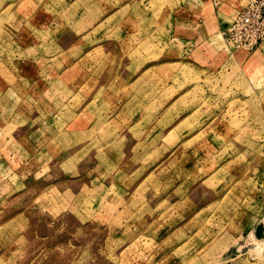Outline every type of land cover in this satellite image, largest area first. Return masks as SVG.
Here are the masks:
<instances>
[{
    "label": "rangeland",
    "instance_id": "rangeland-1",
    "mask_svg": "<svg viewBox=\"0 0 264 264\" xmlns=\"http://www.w3.org/2000/svg\"><path fill=\"white\" fill-rule=\"evenodd\" d=\"M211 1L0 0V264H264V63Z\"/></svg>",
    "mask_w": 264,
    "mask_h": 264
},
{
    "label": "built area",
    "instance_id": "built-area-1",
    "mask_svg": "<svg viewBox=\"0 0 264 264\" xmlns=\"http://www.w3.org/2000/svg\"><path fill=\"white\" fill-rule=\"evenodd\" d=\"M228 51H253L264 42V0H250L224 33Z\"/></svg>",
    "mask_w": 264,
    "mask_h": 264
},
{
    "label": "crops",
    "instance_id": "crops-1",
    "mask_svg": "<svg viewBox=\"0 0 264 264\" xmlns=\"http://www.w3.org/2000/svg\"><path fill=\"white\" fill-rule=\"evenodd\" d=\"M229 1L230 2H225V3L222 4V7L220 8L219 16H218V24L216 23V27H217L218 31L221 33V35H222L224 45H225L224 33L229 28L230 24L235 19L236 15L246 6V4L250 0H229ZM209 2L211 3L212 1L209 0ZM211 5H212V3H211ZM213 6L214 5H212V7ZM213 11H214V9H213ZM216 19H217V17H216V14L214 13V21L211 23L210 20H206L205 21V27H207V25L208 26L209 25H213V23L215 22ZM214 27H215V25H214ZM206 29L207 28H205V30ZM210 29L211 28H209V30ZM201 35H203V36H201ZM195 36H197V39L195 40L196 44L199 45V43H201L203 45V43H204L205 45H207L206 44V40L209 37V31L207 33H205V34H198V35L196 34ZM225 48H226V46H225ZM209 52L210 51H208V53ZM252 52H253V54L250 53V55L255 56L256 59H258V61L260 63H264V42L261 43ZM209 54H211V53H209ZM215 55H217V54H215Z\"/></svg>",
    "mask_w": 264,
    "mask_h": 264
},
{
    "label": "water",
    "instance_id": "water-1",
    "mask_svg": "<svg viewBox=\"0 0 264 264\" xmlns=\"http://www.w3.org/2000/svg\"><path fill=\"white\" fill-rule=\"evenodd\" d=\"M263 233V227L260 226L259 229H258V234L261 235Z\"/></svg>",
    "mask_w": 264,
    "mask_h": 264
}]
</instances>
